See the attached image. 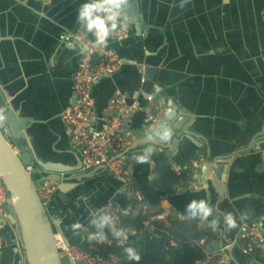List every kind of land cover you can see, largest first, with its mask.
<instances>
[{"label": "water", "instance_id": "95a60500", "mask_svg": "<svg viewBox=\"0 0 264 264\" xmlns=\"http://www.w3.org/2000/svg\"><path fill=\"white\" fill-rule=\"evenodd\" d=\"M125 3L126 16L131 18L133 24L141 23V47L136 49L133 62L121 60L119 71L124 65L134 66L138 85L125 91L116 87L113 93L120 92L130 102L137 99L138 103L135 102L140 109L145 108L149 98L163 95L166 102L157 125L160 129L168 126L171 132L169 140L165 142L149 139L148 136L136 137L119 156L128 175L153 208L164 200L178 217H187L186 206L190 200L206 198L213 212L205 222L211 225V221L216 220V226H211L220 235V243L215 248H224L228 264H245L235 243L239 229L243 224L257 220L259 229L264 233V110L254 118L242 114L237 118L241 128L236 133H227V136L215 139L216 134L203 127L204 119L178 93L183 79L190 72L184 68L171 67L163 55V49L158 53L149 47L157 35L155 31L162 29V26L152 24L151 20L147 21L139 15L140 0H125ZM30 6L37 10L41 3L31 0ZM261 14V22H264V9ZM261 47L264 48V40ZM258 59L260 66L257 65V69L253 70L247 69V75L252 85L260 88L264 95V51ZM204 70L214 72L213 67L208 66L196 69V73ZM35 72L34 80L23 86V94L19 98H13L11 92L5 94L0 87V176L10 200V207L5 209V213L12 223L15 221L14 216L19 227V246L9 225L5 224V229L14 252L13 264H62L53 231V227L59 231L61 228L50 217L47 207L57 190L65 196L68 204L77 203L74 193L63 192L60 176L77 171L74 166L76 159L73 162L72 158H76L75 154L79 153L74 149L71 150L73 153L67 151L71 148L60 115L43 74L39 68ZM192 72L195 74L194 70ZM116 74L106 79L114 78ZM1 125L8 129L9 136L3 134ZM14 146L21 152L15 153ZM156 148L161 149L177 168L187 165L193 157L202 155L203 161L194 169L192 179L199 188H179L176 194L155 190L150 184L152 174L149 160L138 163L134 156ZM29 164L35 165V175L56 184L45 207L37 196L33 177L25 170ZM100 170L102 168L92 170V174ZM252 171L257 181L242 187L245 177ZM115 178L122 185L120 195L111 197L109 192H103L100 203L93 206V210L104 208L111 202L120 207L123 215H128L130 203L127 200L126 180L123 177ZM245 187L247 189L244 190ZM229 212L236 220L233 228H228L224 220ZM83 228L89 227L84 225ZM66 244L71 246L76 243L66 239Z\"/></svg>", "mask_w": 264, "mask_h": 264}, {"label": "crops", "instance_id": "0c3cea01", "mask_svg": "<svg viewBox=\"0 0 264 264\" xmlns=\"http://www.w3.org/2000/svg\"><path fill=\"white\" fill-rule=\"evenodd\" d=\"M30 2L0 0V87L5 94L11 92L13 98H19L23 86L34 80L39 68L60 115L70 104L72 76L79 63L80 50L59 43L58 36L62 27L77 28L80 22L78 10L84 0H54L41 4L37 10L30 6ZM263 9L264 0H140L139 15L162 26L155 31L157 35L149 47L158 53L163 49L171 67L190 72L183 79L178 93L204 119L203 127L215 133V139L236 133L241 128L237 118L242 114L254 118L264 110V95L260 88L252 85L247 75V69H257L261 64L258 58L264 51L261 47L264 22L260 19ZM129 19L125 35L121 39H109L106 47L112 48L121 60L133 62L136 49L141 47V23L136 25ZM208 66H212L214 72L196 73V69ZM134 68L124 65L114 78H104L93 85L97 115L103 112L116 87L125 91L138 85ZM135 101L138 103L137 99ZM144 125V114L139 111L133 114L127 128L138 134ZM68 145L71 148L69 141ZM71 150L73 148L67 149L68 152ZM155 150L162 152L159 148ZM75 156L72 159L73 162L76 159L77 171L60 177L63 192L74 193L77 203L68 204L65 196L57 190L49 200L47 211L61 228L59 231L53 227L54 233L63 240L65 237V242L67 239L79 244L86 233L95 230L89 222V212L100 203L101 194L109 192L111 197H117L122 192V185L103 169L95 174L81 171L80 157ZM169 162L172 168H177L171 160ZM149 164L152 174L153 164ZM254 176L253 171L248 174L242 187L257 181ZM158 206L170 207L164 200ZM13 219L12 223L7 216L1 231L5 248L0 254V264L14 262L5 224L9 225L19 246V227L14 216ZM77 220L89 228L74 235L70 225ZM113 240L109 234L107 242Z\"/></svg>", "mask_w": 264, "mask_h": 264}, {"label": "built area", "instance_id": "2783aa9c", "mask_svg": "<svg viewBox=\"0 0 264 264\" xmlns=\"http://www.w3.org/2000/svg\"><path fill=\"white\" fill-rule=\"evenodd\" d=\"M38 1L42 5H46L54 0ZM129 23L130 19L128 17L127 27ZM126 32L127 28L124 29L123 36ZM123 36L116 38V34H114L110 39L117 40ZM77 37H81L83 41H78ZM94 40L93 34L89 35L87 33L81 21L74 30L62 27L58 36L59 43L66 46H76L79 50L82 42L91 44ZM120 67L121 59L110 47L102 49L92 48L91 51L87 52L80 51L79 63L72 76L71 99L73 103L62 109L60 119L64 125L65 134L71 148L79 153L81 171L88 172L102 168L106 173L115 177H123L126 180L127 198L130 203L128 211L132 215L139 214L145 217L142 228L138 231H133L130 235V238H135L143 234H152L157 229L155 223H160L166 227L171 222L189 220L191 218L188 216L178 217L168 206L151 207L135 186L133 179L128 175L124 162L119 156L136 137H144L142 133L146 132L153 122L157 124L160 121L164 112L165 98H149L145 108L140 109L135 101L130 102L123 94L115 91L107 101L102 114L97 115L95 112V103L92 97L93 85L106 77H112L119 71ZM139 111L144 114L145 125L141 133L137 134L130 131L127 126L133 114ZM1 130L4 135L9 136L8 129L5 126L1 125ZM13 150L15 153L21 152L17 146H14ZM202 161V155H197L181 169L172 168L176 174L181 172H189L190 174V178L186 182L181 183L178 188H190L192 190L199 188L198 183L192 182V179L194 177V169ZM25 170L33 177L37 196L45 207L55 190L56 184L53 181L43 180L40 176L35 175L34 164L27 165ZM7 207H10V200L0 176V254L5 248L1 231L7 218L5 213ZM104 209L112 214L118 222L122 212L117 205L109 202L104 206ZM194 219L198 220V226L202 228L209 226L215 232V229L205 221H200L197 217ZM87 234H85L81 243L70 246L66 244L59 234L55 233L56 249L62 258L66 259L69 264H71L70 257L76 259L78 264H120L119 257H102L96 251L98 246L122 245H119L116 240L110 242L88 240L86 238ZM86 240L92 242L87 247L84 244ZM190 242L196 243L198 246L204 243L203 240ZM217 243H220V237L211 244L213 247L211 252L203 250L204 258L196 264H228L229 259L225 254L224 248L222 246L218 249L215 248ZM235 243L237 247L239 246L238 248L242 255H249L255 251L264 254V233L259 229L258 221L255 220L251 223L243 224L236 235ZM170 246L177 248L179 244L171 241ZM245 262L246 264H258L256 261Z\"/></svg>", "mask_w": 264, "mask_h": 264}, {"label": "trees", "instance_id": "16d2710c", "mask_svg": "<svg viewBox=\"0 0 264 264\" xmlns=\"http://www.w3.org/2000/svg\"><path fill=\"white\" fill-rule=\"evenodd\" d=\"M87 33L92 35L91 32ZM149 161L153 164L150 184L155 190L163 191L165 194H176L179 185L190 178L189 172L176 174L163 152L151 151ZM135 186L137 187L136 184ZM144 220L145 217L139 214L132 215L129 212L128 215H123L121 213L117 226L138 231L142 228ZM155 225L157 229L152 234H143L126 242L140 253L139 261L126 259L122 251L123 246L115 244L107 247L98 246L96 253L102 257L117 256L120 258V264H196L204 258L203 250H209L211 244L219 238V235L213 232L209 226L204 228L198 226L196 219L171 222L166 227L160 223H155ZM193 240H203L204 243L198 246L196 243L190 242ZM171 241L178 243L179 247L172 248ZM91 243L86 240L85 247ZM242 256L248 263L256 261L258 264H264V254L258 251Z\"/></svg>", "mask_w": 264, "mask_h": 264}, {"label": "clouds", "instance_id": "9594fccd", "mask_svg": "<svg viewBox=\"0 0 264 264\" xmlns=\"http://www.w3.org/2000/svg\"><path fill=\"white\" fill-rule=\"evenodd\" d=\"M126 8L125 0H84L78 10V19L84 24L87 32H91L95 37L93 42H82L80 51H91L92 48L102 49L109 43V39L116 34V38L123 36L124 29L127 28L128 17L124 15ZM83 41L81 37L76 38ZM170 128L168 126L160 129L156 122L144 133L149 139L156 138L161 142L168 141L170 138ZM152 149H148L143 154L135 155L138 163H144L149 160ZM213 208L206 198L192 199L186 206V215L189 218L199 217L200 221H207L212 214ZM91 217L90 224L94 225V231L87 234L88 240L108 241L109 234L122 245V251L126 259L130 261H139L140 253L131 244H127L133 229H126L117 226L116 218L104 208L94 209L89 212ZM228 228L236 225L232 213H226L224 217ZM217 221L212 220L211 225L216 226ZM84 225L75 221L70 225L74 235L79 234ZM71 264H78L76 259L70 257Z\"/></svg>", "mask_w": 264, "mask_h": 264}, {"label": "rangeland", "instance_id": "374dc122", "mask_svg": "<svg viewBox=\"0 0 264 264\" xmlns=\"http://www.w3.org/2000/svg\"><path fill=\"white\" fill-rule=\"evenodd\" d=\"M191 219H194V218H191ZM213 250V247L212 246H210V249L208 250V251H212ZM61 262H62V264H68V262H67V260L66 259H64V258H62L61 259ZM25 264V263H24Z\"/></svg>", "mask_w": 264, "mask_h": 264}, {"label": "flooded vegetation", "instance_id": "af4514ba", "mask_svg": "<svg viewBox=\"0 0 264 264\" xmlns=\"http://www.w3.org/2000/svg\"><path fill=\"white\" fill-rule=\"evenodd\" d=\"M27 124H29V122H27Z\"/></svg>", "mask_w": 264, "mask_h": 264}]
</instances>
